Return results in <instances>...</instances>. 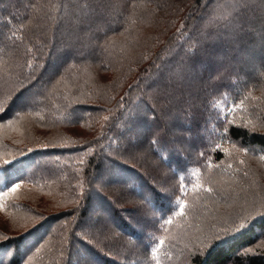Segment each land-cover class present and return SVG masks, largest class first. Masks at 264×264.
I'll list each match as a JSON object with an SVG mask.
<instances>
[{
	"label": "trees",
	"instance_id": "1",
	"mask_svg": "<svg viewBox=\"0 0 264 264\" xmlns=\"http://www.w3.org/2000/svg\"><path fill=\"white\" fill-rule=\"evenodd\" d=\"M262 18L264 0H0V193L25 227L0 231V264H264V62L233 57L264 51Z\"/></svg>",
	"mask_w": 264,
	"mask_h": 264
},
{
	"label": "rangeland",
	"instance_id": "2",
	"mask_svg": "<svg viewBox=\"0 0 264 264\" xmlns=\"http://www.w3.org/2000/svg\"><path fill=\"white\" fill-rule=\"evenodd\" d=\"M242 25V24H241ZM223 48L224 46L221 45L220 48L216 49L213 51V54L214 56L216 57V59L218 60V62L221 64V63H224V59L226 57V54L223 53ZM263 50H264V47H263ZM252 56L258 58L260 61H263L264 62V51H261V49H255V51L253 50H248V52H245L244 54L240 53L238 51V54H234V58L237 59V60H243V65L245 66V71L247 72H251L253 71L254 69V66H253V61L250 59ZM232 59V57H230ZM199 69H200V72H203L204 74H206L207 72V67L205 65H200L199 66ZM185 76L187 75L186 72L184 74ZM208 75V73H207ZM160 79H161V82L162 84H166L170 81L169 78H166L164 77V75H161L160 76ZM164 79H167V80H164ZM166 121L165 124L167 126L168 129H171L170 127V124ZM18 131H21L20 129H18ZM146 132L145 129L144 131H138L136 132V134L138 133H144ZM16 133V132H14ZM18 133V132H17ZM141 138V136H139V139ZM141 145V144H140ZM138 149L143 151V146H138ZM132 151H134V148L132 149ZM140 166V165H139ZM166 166V165H165ZM141 168H143L142 166H140ZM113 169L111 168L108 172L110 174V178L115 181V182H119V178H120V174H115L114 173V170L112 171ZM144 170V168H143ZM146 171V170H145ZM197 179V178H196ZM128 182V185H131L129 182L131 181H127ZM158 183H164V180H159ZM198 184V179L197 181H192V182H188V184H186V186H182V192L184 193L186 191V189L190 186H194V185H197ZM128 188L130 189V186H128ZM16 191V190H15ZM135 191V190H134ZM138 195L140 196H144L143 193L139 194L138 191H135ZM32 194L34 195H37L39 198H42L43 201L47 202V203H50V202H53L55 200V197L53 195H51L50 193L48 192H43V191H39V190H33ZM121 197H124L123 194L121 195ZM7 199V196L6 195H2V193H0V231L1 232H20L22 231L25 227L23 225V222L21 221L20 217L18 216V214H14L10 211H8L5 207H2V204L5 203ZM128 199H130L128 197ZM138 201V200H137ZM137 203V202H136ZM176 210L174 212L175 215H181V213H184V209H185V206H186V200L183 198V196H177L176 197ZM4 205V204H3ZM101 206L97 203V202H94L91 206H89L88 208V212H89V215L91 216H98L100 213H99V210H100ZM227 211H229V208L226 209ZM193 216H196V214H192ZM100 216V215H99ZM147 218H151L152 216H146ZM105 219V218H104ZM213 219L210 218L209 221H206V224L204 226V228L208 225V223L211 222V220ZM168 220V219H167ZM170 220V219H169ZM168 220V221H169ZM195 219L193 220L194 222V225H192V227H190L189 229H181L180 230V237H179V240L181 239L184 240V239H187V237H189L188 235H192L193 233L195 234L197 231V227L200 228L201 225L200 223L196 224L195 225ZM192 222V220H191ZM147 223V222H146ZM102 224H108V222L106 221V219L103 221L100 222V224L98 226H96L94 229H102ZM145 224V223H144ZM203 224V223H202ZM208 229V228H207ZM48 230V227H43L42 230L36 232L35 234L31 235L30 236V240L28 241L27 244H31L32 240L34 239V241H36L37 239H40L44 234L45 232ZM128 234H125V237L128 238ZM3 236L0 235V239H2ZM129 239V238H128ZM141 239H138V238H134V250L136 249V244L140 242ZM126 241V240H125ZM125 241L123 240V242H118L119 244H122V243H125ZM124 245V244H123ZM163 245V240H161V247ZM126 247V248H124ZM157 247V246H156ZM159 247V248H161ZM133 248V243L132 242H126L125 245L122 247V245L120 246H117L116 247V252H118V254L120 255H124V257L126 258L127 255L129 254L130 250ZM127 250V251H126ZM136 251V250H135ZM139 251V250H138ZM140 252V251H139ZM138 252V253H139ZM151 252H154L151 251ZM76 253H79L80 255L82 256H85V252L82 251L81 247H77V250H76ZM3 256V255H2ZM1 256V257H2ZM128 258V257H127ZM180 260V256H178L176 259ZM88 260H90L92 262V264H98L97 261L93 258H89ZM129 261H125V264H142V259L140 258H136L134 259L133 261H130V259H128ZM82 262L85 263L84 261H80V263ZM182 264H184L182 262Z\"/></svg>",
	"mask_w": 264,
	"mask_h": 264
},
{
	"label": "snow or ice",
	"instance_id": "3",
	"mask_svg": "<svg viewBox=\"0 0 264 264\" xmlns=\"http://www.w3.org/2000/svg\"><path fill=\"white\" fill-rule=\"evenodd\" d=\"M261 26H262L261 34L264 35V18L261 19ZM186 71L187 69L182 70L181 75H183L184 72ZM153 142H156V141H153ZM16 187H19V185H17ZM13 191H15V188L13 189ZM169 223H171V221H169ZM233 224L234 226L232 228L222 229V231L224 232V235L221 236L217 234V236L214 239H218L221 242L227 241L235 237L236 235L246 231L247 228L250 226V222L247 219H241L238 223L234 221Z\"/></svg>",
	"mask_w": 264,
	"mask_h": 264
}]
</instances>
